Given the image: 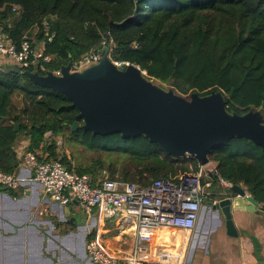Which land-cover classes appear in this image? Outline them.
I'll return each instance as SVG.
<instances>
[{
  "label": "trees",
  "instance_id": "16d2710c",
  "mask_svg": "<svg viewBox=\"0 0 264 264\" xmlns=\"http://www.w3.org/2000/svg\"><path fill=\"white\" fill-rule=\"evenodd\" d=\"M0 26L18 46L24 36L32 41L30 32L36 30L33 46L43 45L44 53L54 57L44 68L0 66V170L9 174L19 167L15 147L22 137L27 152L41 153L40 161L60 158L70 171L94 182L179 183L199 171L193 156L168 154L143 135L95 136L83 130L82 121L73 132L79 111L72 102L14 72L19 67L58 73L70 61L100 49L104 39L112 41L114 62L139 66L165 89L187 97L223 91L228 112L264 113V0H0ZM17 98L22 107L15 105ZM59 138L100 157L74 167L59 149ZM209 159L218 175L205 178L203 185L210 184L213 194L222 179L245 186L264 206V152L259 146L231 140L211 150Z\"/></svg>",
  "mask_w": 264,
  "mask_h": 264
},
{
  "label": "water",
  "instance_id": "95a60500",
  "mask_svg": "<svg viewBox=\"0 0 264 264\" xmlns=\"http://www.w3.org/2000/svg\"><path fill=\"white\" fill-rule=\"evenodd\" d=\"M137 1V0H136ZM99 63L84 70H72V61L58 73L50 70L14 72L28 77L35 85L66 96L79 111L72 126L76 132L83 122L84 131L107 137L145 136L168 154L193 156L202 167L211 164L209 152L231 140L247 139L264 152V113H230L223 91L189 97L165 89L139 66L123 63L116 66L109 47L101 51ZM20 124L15 126L17 131ZM76 205L77 202L75 201ZM203 207L222 210L228 235L238 236L232 211L256 212L259 204L240 185L226 186L202 201ZM69 213V207L65 209Z\"/></svg>",
  "mask_w": 264,
  "mask_h": 264
},
{
  "label": "crops",
  "instance_id": "0c3cea01",
  "mask_svg": "<svg viewBox=\"0 0 264 264\" xmlns=\"http://www.w3.org/2000/svg\"><path fill=\"white\" fill-rule=\"evenodd\" d=\"M7 64L15 62L0 55V66ZM27 147L23 137L15 147L20 164L14 174L24 179L30 177L22 163ZM232 214L237 237L228 235L222 210L202 206L193 231L162 228L152 233L142 258L156 264H264V206ZM91 239H98L112 257L127 260L135 230L124 223V216L101 222L97 212L88 215L77 204L62 206L30 180L13 191L0 188V264H92L87 252Z\"/></svg>",
  "mask_w": 264,
  "mask_h": 264
},
{
  "label": "built area",
  "instance_id": "2783aa9c",
  "mask_svg": "<svg viewBox=\"0 0 264 264\" xmlns=\"http://www.w3.org/2000/svg\"><path fill=\"white\" fill-rule=\"evenodd\" d=\"M106 47H109L110 54L112 41L104 39L100 49L92 50L72 63V70L81 71L99 63L102 58L101 51ZM0 55L12 59L23 70L30 67L44 68L54 59L44 53L43 45L34 47L28 36H24L18 46L8 37L2 26ZM114 64L120 66L123 62ZM57 141L61 149L64 145L62 138ZM22 163L30 171V177L24 179L0 170V188L13 191L30 180L41 185L45 194L62 206H69L76 201L84 213L91 215L97 212L101 222H112L124 216V223L133 225L135 244L127 260L112 257L98 239H91L87 244V252L92 264H156L142 258L148 249L145 241L162 228L193 231L200 219L202 201L211 197L205 191L210 184L204 186L203 180L212 174L218 175L216 169L209 171L207 167L201 166L196 174L185 177L179 183L158 179L147 186H140L133 182L108 178L94 182L88 175H78L70 171L60 158L40 161L38 154L28 152ZM221 182L232 186L222 179Z\"/></svg>",
  "mask_w": 264,
  "mask_h": 264
},
{
  "label": "rangeland",
  "instance_id": "374dc122",
  "mask_svg": "<svg viewBox=\"0 0 264 264\" xmlns=\"http://www.w3.org/2000/svg\"><path fill=\"white\" fill-rule=\"evenodd\" d=\"M31 34H33V36H31L32 38V42L35 43V35L37 34V31L34 30L33 32H30ZM158 84V83H157ZM167 87V86H165ZM15 105L18 107H22V101L21 98H17V100H15ZM63 152H65L67 154V156H69V158L71 159L72 165L74 167H77L79 164H88L93 162V160H97L100 155L96 154L94 152H90L86 149H84L81 146H73V147H69L66 145V141L64 140V145H63ZM103 158H106L105 155H102ZM215 166V163H212V166L207 167L209 171H211L210 169ZM105 177H108V174H105ZM103 246V245H102Z\"/></svg>",
  "mask_w": 264,
  "mask_h": 264
},
{
  "label": "flooded vegetation",
  "instance_id": "af4514ba",
  "mask_svg": "<svg viewBox=\"0 0 264 264\" xmlns=\"http://www.w3.org/2000/svg\"><path fill=\"white\" fill-rule=\"evenodd\" d=\"M209 200V199H208Z\"/></svg>",
  "mask_w": 264,
  "mask_h": 264
}]
</instances>
